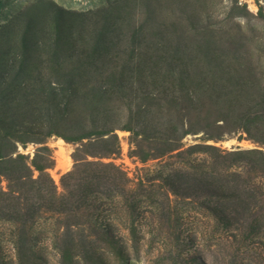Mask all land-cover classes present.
Wrapping results in <instances>:
<instances>
[{
    "label": "rangeland",
    "instance_id": "rangeland-1",
    "mask_svg": "<svg viewBox=\"0 0 264 264\" xmlns=\"http://www.w3.org/2000/svg\"><path fill=\"white\" fill-rule=\"evenodd\" d=\"M170 126L260 153L253 221L159 183ZM0 264H264V0H0Z\"/></svg>",
    "mask_w": 264,
    "mask_h": 264
},
{
    "label": "trees",
    "instance_id": "trees-1",
    "mask_svg": "<svg viewBox=\"0 0 264 264\" xmlns=\"http://www.w3.org/2000/svg\"><path fill=\"white\" fill-rule=\"evenodd\" d=\"M164 133L163 137L157 140L167 147L159 156L175 153L167 156V162L158 165L157 177L160 184L164 185L175 196L181 191L183 198L200 196L203 200L212 202L214 205L235 204L241 208L242 214L239 217L246 218L249 216L253 218L252 221L255 219L252 214V212L254 213L252 200L255 193L252 190L248 173L256 172L258 168L253 161L246 160L244 157L253 154L260 155L259 152L225 153L211 146L199 145H191L181 149L182 147L177 142L185 132L181 131L177 134V128L170 126L164 130ZM155 134L159 135V132L156 131ZM197 152L208 153L209 161L195 163L191 157ZM139 158L141 162L147 160L146 155H141ZM240 162L241 165H239ZM84 166L88 168L98 167V165L91 163ZM164 167L169 168L165 169ZM35 168L39 171L44 169V167L36 165ZM113 170L117 172V170ZM165 172H167L166 175H161Z\"/></svg>",
    "mask_w": 264,
    "mask_h": 264
},
{
    "label": "bare ground",
    "instance_id": "bare-ground-1",
    "mask_svg": "<svg viewBox=\"0 0 264 264\" xmlns=\"http://www.w3.org/2000/svg\"><path fill=\"white\" fill-rule=\"evenodd\" d=\"M232 143L233 141L231 140V141L224 142V145L228 147ZM62 144L63 143L60 140L56 142L55 156H56V170L58 171H64L66 170L68 166V158L66 157V153L62 147ZM242 145H243V142H242ZM52 177L55 179L54 172L52 173Z\"/></svg>",
    "mask_w": 264,
    "mask_h": 264
}]
</instances>
